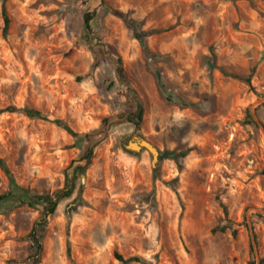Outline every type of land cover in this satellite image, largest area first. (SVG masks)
Segmentation results:
<instances>
[{"label": "rangeland", "instance_id": "374dc122", "mask_svg": "<svg viewBox=\"0 0 264 264\" xmlns=\"http://www.w3.org/2000/svg\"><path fill=\"white\" fill-rule=\"evenodd\" d=\"M6 8L0 110L35 109L80 134L0 113V158L16 184L54 195L74 178L72 195L48 216L39 264H118L116 253L144 262L132 264H258L264 136L248 114L264 98V0H8ZM139 104L137 129L128 120ZM255 112L264 125V101ZM85 133L99 143L75 175ZM135 136L159 152L154 167L147 149L127 148ZM8 190L0 169V195ZM39 218L27 205L0 214V264L30 262Z\"/></svg>", "mask_w": 264, "mask_h": 264}, {"label": "trees", "instance_id": "16d2710c", "mask_svg": "<svg viewBox=\"0 0 264 264\" xmlns=\"http://www.w3.org/2000/svg\"><path fill=\"white\" fill-rule=\"evenodd\" d=\"M8 0H0L1 5V11H2V17L4 21V29H3V35L4 37L7 36L8 29H9V23L10 19L8 16V11L6 8V3ZM94 17V12H87L84 15L85 19V30L89 32L91 30V20ZM171 28H165L164 30L160 29H154L152 30L153 33H161L162 31L166 32L170 30ZM143 35L139 34L137 39L140 41L141 45L145 48V44L143 41ZM119 63L121 64V60H119ZM119 72L122 73V68L119 66ZM234 78H238L237 76H233ZM249 85H251L250 78H247L245 80ZM1 112H10V113H21L28 118L31 119H39L43 121H47L52 123L53 125L62 128L65 130L70 136L76 138L79 137L80 134L77 133L72 127H70L66 122H64L61 119L55 118L51 119L47 115L43 114L42 112L23 107V108H15V107H7L3 110H0ZM248 118L251 122H254L251 118V116L248 114ZM143 119V107L141 104L138 105L137 111L135 114V117L129 118V122L134 123L137 129L140 126V122ZM83 138H85L87 142V147L85 149V155L83 156V160L85 161L84 166H78L76 167L77 171L75 172L77 175L78 172H84L85 169L90 165L91 159L94 154V149L98 145L99 140H95L94 136L91 133H85L83 134ZM171 155H175L171 152H165L163 153V158L171 157ZM173 159H176L173 157ZM0 169L5 173L7 176L8 182H9V190L5 193L0 195V214L7 209L10 205L15 206H21V205H27L32 208H36L40 211V218L33 226L32 230L28 234V239L30 240L33 252L29 256V263L28 264H39L40 263V255L42 253V237L45 230V227L47 225V219L48 216L53 214L59 204V202L62 199L68 198L72 195L74 191V178L73 181L70 182V184L57 192L54 195L49 194H37L32 191H29L18 184H16L14 177L12 176L10 170L8 169V166L6 162L0 158ZM264 173V170H263ZM74 175V177H76ZM116 260L118 261V264H132V263H144L143 260L139 256H131L128 258H124L122 255L116 253L115 254ZM253 264V263H252ZM260 264H264V257L260 259Z\"/></svg>", "mask_w": 264, "mask_h": 264}, {"label": "water", "instance_id": "95a60500", "mask_svg": "<svg viewBox=\"0 0 264 264\" xmlns=\"http://www.w3.org/2000/svg\"><path fill=\"white\" fill-rule=\"evenodd\" d=\"M264 101V98L257 100L256 104L254 106L250 107V114L252 119L254 120V122L257 124V126L259 127V129L261 130L263 136H264V125L260 122L258 116L256 115L255 112V107L257 105H259L260 103H262ZM128 149H131L133 151H139L141 149H147L153 156V162L152 165L153 167L155 166V163L158 162L159 160V152L157 151V149L149 142H147L146 140L140 139L138 136L134 137V141H130L127 145ZM259 214H264V211L257 209L256 210ZM249 222V219H248ZM250 225V223H249ZM250 234H251V240H252V245L253 247H255L256 245V240H255V236L253 234V230L250 227ZM258 264H260V261L258 259Z\"/></svg>", "mask_w": 264, "mask_h": 264}]
</instances>
